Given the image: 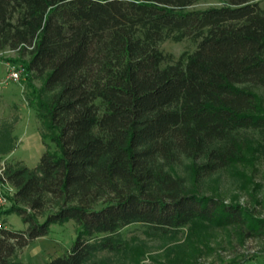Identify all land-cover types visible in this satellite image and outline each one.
Wrapping results in <instances>:
<instances>
[{"label":"trees","instance_id":"obj_1","mask_svg":"<svg viewBox=\"0 0 264 264\" xmlns=\"http://www.w3.org/2000/svg\"><path fill=\"white\" fill-rule=\"evenodd\" d=\"M199 1L0 0V52L17 53L42 82L37 111L54 146L36 168L4 171L15 192L0 216L16 213L27 227L0 229V264L68 221L76 239L48 264L119 251L133 224L152 236L193 222L264 232L245 208L187 193L165 171L185 158L204 179L241 163L247 144L264 146L253 92L264 89V9L218 0L194 10ZM168 39L196 49L166 65Z\"/></svg>","mask_w":264,"mask_h":264},{"label":"rangeland","instance_id":"obj_2","mask_svg":"<svg viewBox=\"0 0 264 264\" xmlns=\"http://www.w3.org/2000/svg\"><path fill=\"white\" fill-rule=\"evenodd\" d=\"M264 9V0H257ZM220 6L218 0H200L192 8L204 10ZM166 65L176 63L182 55L191 54L196 42L168 39L159 46ZM28 60V57L24 58ZM22 58L13 51L0 52V191L7 202L0 211L11 207L13 187L6 181L4 171L24 165L29 169L38 166L46 148L54 151L45 125L38 116L36 101L42 82L28 77ZM13 67L24 69L18 81L7 76ZM253 92L264 110V89ZM43 100L46 97H41ZM241 163L232 165L210 177L195 175L193 161L181 158L165 171L182 181L187 193L217 198L225 204L239 205L264 221V146L247 144L242 149ZM42 221V220H41ZM0 225L21 232L26 229L16 213L0 216ZM146 226L133 224L119 233L122 249L98 252L84 264H264V232L246 235V228H220L209 223L193 222L177 234L148 235ZM74 221L63 225L53 224L46 237L36 239L17 251L16 264H48L64 257L77 236Z\"/></svg>","mask_w":264,"mask_h":264},{"label":"built area","instance_id":"obj_3","mask_svg":"<svg viewBox=\"0 0 264 264\" xmlns=\"http://www.w3.org/2000/svg\"><path fill=\"white\" fill-rule=\"evenodd\" d=\"M24 69L20 68V67H13L9 70L8 76H7V80L9 81H18L19 76H21V74H23ZM6 182V180H4ZM14 189V188H13ZM15 192V190H14ZM13 192V194H14ZM7 202V200L5 199V197L1 194L0 191V206H3L5 203ZM2 228V226L0 225V229Z\"/></svg>","mask_w":264,"mask_h":264}]
</instances>
